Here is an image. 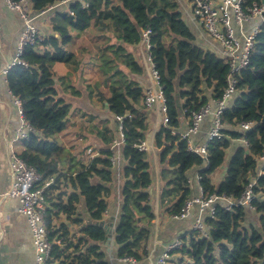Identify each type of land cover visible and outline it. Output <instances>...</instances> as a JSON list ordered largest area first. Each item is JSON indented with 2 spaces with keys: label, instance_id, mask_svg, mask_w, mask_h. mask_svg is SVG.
I'll list each match as a JSON object with an SVG mask.
<instances>
[{
  "label": "trees",
  "instance_id": "trees-1",
  "mask_svg": "<svg viewBox=\"0 0 264 264\" xmlns=\"http://www.w3.org/2000/svg\"><path fill=\"white\" fill-rule=\"evenodd\" d=\"M59 1L32 0L33 11ZM88 1L87 7L70 3L73 13L55 10L50 17L52 32L23 53L28 65H16L8 72L9 87L22 98L24 116L34 128L16 151L45 179L55 178L47 190L46 210L51 237L61 240L54 245L53 260L57 264H108L100 244L107 233L97 222L104 218L113 192L117 168L111 163L115 151L110 146L118 131L110 127V119L94 124L93 154L88 152L89 145L74 151L68 138L72 116L80 108L73 97L85 100L94 92L108 113L124 116L117 255L141 259L148 253L149 227L155 218L148 191L152 174L149 152L136 144L145 140L149 120L144 89L133 78L143 69L128 47L141 42L148 28L152 32L149 51L160 75L168 117L156 133L160 159L167 166L162 199L170 202L168 212L179 214L192 197L189 170L193 167H202L199 174L205 195L237 199L255 181L254 210L245 205L229 210L225 202L217 201L215 215L204 217L208 236L197 230L183 236L182 246L173 250L179 255L177 264H264V166L259 159L264 148V25L250 64L234 75L235 101L222 113L221 136L209 141L205 159L189 150L181 128L184 122L189 126L191 111L211 101L207 90L212 99L223 97L231 75L229 63L196 43L178 0ZM254 1L261 3H247ZM87 33L102 40L96 50L88 46ZM58 64L68 67L66 73H60ZM87 66L96 69L98 79ZM245 122L251 123L249 129L242 126ZM76 136L86 138L81 129ZM234 141L241 143L227 160ZM223 167L225 176L217 183L215 173ZM248 211L255 215V223L246 224Z\"/></svg>",
  "mask_w": 264,
  "mask_h": 264
},
{
  "label": "built area",
  "instance_id": "built-area-1",
  "mask_svg": "<svg viewBox=\"0 0 264 264\" xmlns=\"http://www.w3.org/2000/svg\"><path fill=\"white\" fill-rule=\"evenodd\" d=\"M7 5L18 11L23 21L21 38L18 43V48L14 59L8 63L0 72L8 74V72L16 65H28L23 58V53L30 45H36L41 42L46 34L39 26L37 20L39 17L43 19L51 17L57 9H63L61 6H66L65 11L73 13L70 8V3L78 2L82 7L89 5L88 0H62L49 8L34 12L32 0H5ZM192 6L194 15L199 19L204 30L216 40L222 48V55L230 65L231 75L229 77V85L225 89L223 97L214 99V103H207L198 110L191 111L189 118V126L181 132L182 138L187 141L189 150L199 154L201 157L208 158V143L215 137L221 136L222 121L221 116L227 106V100L235 93L237 79L235 74L246 68L251 62V53L256 43V37L264 25V4L254 1L248 4V0H186ZM255 21V26L251 31L245 29L246 24ZM150 29L143 30V42L148 49L151 48ZM149 58L152 62L151 54ZM152 77L153 84L144 89L143 103L147 108L153 107L158 102H162V110L165 113L164 123L168 122L165 105V94L163 86L160 84V75L152 62ZM13 91H11L12 93ZM13 101L18 107L20 125L17 131L15 140L24 141L29 138L34 128L25 118L23 113V100L20 96L13 92ZM130 116V115H129ZM212 116V126L203 143H195L192 140V135L197 134L200 130L202 122ZM118 135L114 138L110 149L115 151L111 155V163L117 167L119 162V154L121 147L125 142V134L123 128L124 116L117 115ZM245 129L251 127L250 122L242 124ZM141 150H149L147 142L144 140L136 144ZM260 161L264 166V148L259 156ZM9 167L12 176L10 189L5 192V196H17L20 199V211L27 217L35 249L34 264H57L53 260V248L55 244H60L61 240L51 237V230L48 227L46 219V210L49 207L48 188L54 182V177L45 179L43 174L34 166L30 165L23 159L14 148L11 146L9 153ZM198 179H201L199 174ZM255 181H252L246 187L242 197L234 199L231 196L210 194L205 195L201 186V193L197 196L189 197L185 205L182 207L179 214L173 216L177 219H185L193 213L195 208H198V215L193 223L190 231L197 230L202 235L208 236L206 231L204 217L214 216L216 213V203L221 200L225 202L227 209H232L235 205H245L254 209L252 199L255 197L253 191ZM189 231V232H190ZM182 246V239L179 238L169 244L166 250L158 257L154 264H166L173 250ZM123 260L136 262L134 257H123Z\"/></svg>",
  "mask_w": 264,
  "mask_h": 264
},
{
  "label": "crops",
  "instance_id": "crops-1",
  "mask_svg": "<svg viewBox=\"0 0 264 264\" xmlns=\"http://www.w3.org/2000/svg\"><path fill=\"white\" fill-rule=\"evenodd\" d=\"M219 1V0H214ZM180 10L185 21L191 27L196 37V43L204 48L214 51L219 57L222 55L221 45L214 40L206 30H204L199 19L194 15L192 6L186 0H178ZM65 10L66 6H61ZM43 32L47 35L52 32L50 19L39 17L37 20ZM255 26V21L246 24L245 29L251 31ZM23 21L18 11L10 8L5 0H0V69L10 63L16 54L18 43L21 38ZM130 51L133 52L137 61L142 66L141 74L133 75V78L145 89L153 84L152 62L149 58L150 51L146 47L143 40L138 44L128 45ZM60 73H66L67 66L65 64L57 65ZM88 70H92L90 66ZM8 82V74L0 72V264H34V242L32 232L25 214L20 211L21 202L17 196H5L11 187L12 176L9 167V153L11 146L14 148L20 146L22 141L15 140L20 125L18 107L13 101V92L11 93ZM207 94L211 101L212 92L207 90ZM76 107H83L85 100L73 97ZM235 94L228 100L227 105L233 104ZM162 102H158L151 108H147L149 120V130L146 134L145 141L149 146V160L151 165L152 182L148 187L150 194V203L155 218L150 225V237L147 243V255L136 262L123 260L117 255L116 242L112 246H107L105 240L100 242L108 264H154L158 257L166 250L169 244L189 233L193 223L198 215V208L185 219H177L170 214L167 208L170 202L162 199V189L165 185L163 178V169L167 166L161 162L160 151L156 144V133L164 125V116ZM110 119V127L118 131L116 116L108 113L105 116ZM212 126V116H208L201 124L197 134H193L192 140L195 143H203L206 141L208 133ZM188 127V123L184 122L182 132ZM241 142L234 141L231 149L227 151V160L231 157L234 149ZM125 163L122 153L119 154V162L117 165V174L112 183L113 192L108 197V209L102 220L115 223L117 226L119 216L122 209V198L120 195V186L123 177L120 171L121 166ZM201 166L193 167L189 170V182L192 188V195L197 196L201 193V183L198 179ZM226 167L220 168L215 173V182L219 183L225 176ZM49 201V200H48ZM84 212V207L80 209ZM87 217V216H86ZM178 254L172 252L166 264H177ZM57 263V262H56Z\"/></svg>",
  "mask_w": 264,
  "mask_h": 264
},
{
  "label": "rangeland",
  "instance_id": "rangeland-1",
  "mask_svg": "<svg viewBox=\"0 0 264 264\" xmlns=\"http://www.w3.org/2000/svg\"><path fill=\"white\" fill-rule=\"evenodd\" d=\"M98 41H102L100 39L97 40V38H91L90 35H86V42L88 44V46L91 48V50L93 51L96 50V43ZM90 55H88L87 57L89 58ZM94 73V77L95 79H98V74L96 73V69L91 70ZM73 81L76 83L77 79L76 77H73ZM94 82V81H93ZM82 85V84H81ZM102 88H105V85L102 83L101 84ZM106 89V88H105ZM97 93L94 92L92 98H88L87 96L85 97V102L83 104V107L78 108L74 115L72 116V121L71 125H70V135L68 136V138L70 139V141L73 142V145H71V148L76 151L79 152L82 147H87L89 145V149L88 152L93 154L96 151V147L94 146L95 144V137L93 135V126L94 124L100 123L102 119H109V118H104L102 116H105V114L107 115V111L102 107L103 102L101 100H99L98 96L96 95ZM92 115L93 118L92 119H88V116ZM84 116V117H83ZM83 117V119H81ZM101 118V119H100ZM82 121H85V123H83ZM78 129H81V132L84 136H86L85 139H78L76 136V132ZM91 148V149H90ZM85 152V150H84ZM249 208V207H248ZM252 211L254 209L249 208ZM252 211H248V216L249 218L246 219V224H250L252 222L255 223L256 217L255 215L252 213Z\"/></svg>",
  "mask_w": 264,
  "mask_h": 264
},
{
  "label": "water",
  "instance_id": "water-1",
  "mask_svg": "<svg viewBox=\"0 0 264 264\" xmlns=\"http://www.w3.org/2000/svg\"><path fill=\"white\" fill-rule=\"evenodd\" d=\"M261 2L264 4V0H261ZM97 224L103 226L106 230L107 237L105 240V243L107 246H112L115 244V230L116 226L113 222H107L106 220H100L97 222Z\"/></svg>",
  "mask_w": 264,
  "mask_h": 264
}]
</instances>
